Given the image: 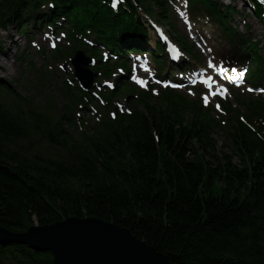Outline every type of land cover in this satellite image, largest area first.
<instances>
[{
	"label": "trees",
	"instance_id": "1",
	"mask_svg": "<svg viewBox=\"0 0 264 264\" xmlns=\"http://www.w3.org/2000/svg\"><path fill=\"white\" fill-rule=\"evenodd\" d=\"M136 1L169 24L160 0ZM83 2L93 15L97 0ZM20 5L0 0V28L21 22ZM125 17L103 22L111 32L132 29ZM173 97L180 99L167 95L149 106L144 96L135 104L143 111L70 138L49 110L16 102L0 83V227L21 233L95 218L127 229L173 264H264V145L232 127L229 154L220 151L207 113L177 111L167 104ZM0 264L52 258L0 240Z\"/></svg>",
	"mask_w": 264,
	"mask_h": 264
},
{
	"label": "water",
	"instance_id": "2",
	"mask_svg": "<svg viewBox=\"0 0 264 264\" xmlns=\"http://www.w3.org/2000/svg\"><path fill=\"white\" fill-rule=\"evenodd\" d=\"M0 240L48 252L52 264H173L127 229L95 218H66L13 233L0 227Z\"/></svg>",
	"mask_w": 264,
	"mask_h": 264
},
{
	"label": "rangeland",
	"instance_id": "3",
	"mask_svg": "<svg viewBox=\"0 0 264 264\" xmlns=\"http://www.w3.org/2000/svg\"><path fill=\"white\" fill-rule=\"evenodd\" d=\"M221 4L224 6L227 5L230 1L229 0H219ZM240 3H237L238 8L240 7ZM238 21V19H236ZM257 21V20H256ZM255 19L250 17L248 19V23L251 25L252 32L255 35L254 38L258 41H261V30L258 27V23H256ZM240 25V30H242L241 23H238ZM30 28V25L28 26V30ZM34 35V32L32 33ZM13 42V44H12ZM28 46L27 40L23 38L22 36L18 35V31L14 26H12L10 29L4 31L0 28V62H8V65L10 68H2L0 69V80H3L8 83H12L13 85L20 79V71L22 67L26 66L25 60L23 61V65H19V63L16 61L17 57L19 56V52H22L25 50V48ZM262 48H264V44L260 45ZM8 53L10 56L9 59H7L5 56ZM5 54V55H4ZM26 54L29 57H36L40 58L38 54H35L30 48L27 47ZM264 57V55H263ZM43 59V58H40ZM37 63H40V60L37 61ZM79 117H83V114H80ZM216 140H218V148L222 152H229L228 143L226 142L224 136L217 135ZM236 162V160H234Z\"/></svg>",
	"mask_w": 264,
	"mask_h": 264
},
{
	"label": "bare ground",
	"instance_id": "4",
	"mask_svg": "<svg viewBox=\"0 0 264 264\" xmlns=\"http://www.w3.org/2000/svg\"><path fill=\"white\" fill-rule=\"evenodd\" d=\"M12 44H13V42H12ZM5 57L7 59H9L10 56L7 53ZM2 68H10V66L8 65V62H0V69H2Z\"/></svg>",
	"mask_w": 264,
	"mask_h": 264
},
{
	"label": "snow or ice",
	"instance_id": "5",
	"mask_svg": "<svg viewBox=\"0 0 264 264\" xmlns=\"http://www.w3.org/2000/svg\"><path fill=\"white\" fill-rule=\"evenodd\" d=\"M261 3H264V0H261ZM211 77H209L208 78V80L207 81H205V83H208L209 81H211ZM251 90V89H250ZM224 91L226 92L227 90L226 89H224ZM261 91H264V89H261ZM214 95H215V93H213ZM204 99H205V103H207L208 102V97L207 96H205L204 97ZM217 107H219V106H217Z\"/></svg>",
	"mask_w": 264,
	"mask_h": 264
}]
</instances>
